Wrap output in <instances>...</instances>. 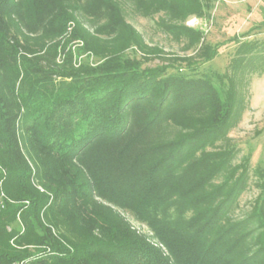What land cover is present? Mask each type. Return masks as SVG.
I'll use <instances>...</instances> for the list:
<instances>
[{
    "label": "trees",
    "instance_id": "16d2710c",
    "mask_svg": "<svg viewBox=\"0 0 264 264\" xmlns=\"http://www.w3.org/2000/svg\"><path fill=\"white\" fill-rule=\"evenodd\" d=\"M130 1L164 13L202 63L218 56L186 25L211 0ZM230 41L227 71L196 76L192 58L147 44L118 0H0V264H264V182L234 222L249 173L219 144L246 77L264 73V40ZM156 59L170 62L144 67Z\"/></svg>",
    "mask_w": 264,
    "mask_h": 264
},
{
    "label": "rangeland",
    "instance_id": "374dc122",
    "mask_svg": "<svg viewBox=\"0 0 264 264\" xmlns=\"http://www.w3.org/2000/svg\"><path fill=\"white\" fill-rule=\"evenodd\" d=\"M118 1L124 10L126 20L142 34L147 44L163 50L167 59L175 56L192 58L198 64L196 76L212 71L224 74L227 71L238 47L236 42L230 41L234 36H240L241 42L254 39L264 40V29L253 30V27L264 21V0H211L210 8L206 10L202 18L190 17L188 19L186 25L204 32V43L219 46L218 56L208 63H202L198 57L200 46L185 50L184 40H175L160 26V22L167 19L164 13L144 17L137 12L132 1ZM80 19L91 30L96 26L93 20L84 15H81ZM128 56L140 58L134 50H130ZM79 60L96 62L95 59H87L86 56L77 57L76 63L80 62ZM169 62L156 59L145 64L144 67H156ZM169 72H174V70L171 69ZM240 90L242 103L234 117L233 126L228 132V141L219 143L222 148H225L227 144L234 147L233 166L245 165L249 173L247 188L240 195L231 212V219L234 222L246 220L252 215L257 199L263 191L264 180L258 171L259 168L264 169V73L246 77ZM222 181L221 177L217 182ZM121 213L139 232L152 236L149 228L138 222L130 212L121 211ZM13 228L20 230L22 225L18 222L10 226L8 230L11 231ZM248 230L254 232L253 237H255L257 224L251 222ZM30 250L35 251L36 249L30 247Z\"/></svg>",
    "mask_w": 264,
    "mask_h": 264
},
{
    "label": "built area",
    "instance_id": "2783aa9c",
    "mask_svg": "<svg viewBox=\"0 0 264 264\" xmlns=\"http://www.w3.org/2000/svg\"><path fill=\"white\" fill-rule=\"evenodd\" d=\"M0 207H2V205H0ZM28 262H25V261H23V262H18V263H15V264H27Z\"/></svg>",
    "mask_w": 264,
    "mask_h": 264
}]
</instances>
